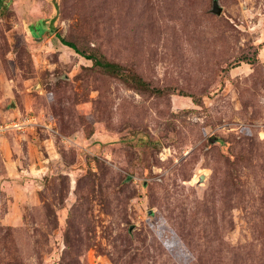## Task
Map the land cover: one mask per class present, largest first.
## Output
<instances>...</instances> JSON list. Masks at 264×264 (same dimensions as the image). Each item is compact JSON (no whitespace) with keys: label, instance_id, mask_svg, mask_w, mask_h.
<instances>
[{"label":"rangeland","instance_id":"rangeland-1","mask_svg":"<svg viewBox=\"0 0 264 264\" xmlns=\"http://www.w3.org/2000/svg\"><path fill=\"white\" fill-rule=\"evenodd\" d=\"M4 1L0 264H264V0Z\"/></svg>","mask_w":264,"mask_h":264},{"label":"trees","instance_id":"trees-1","mask_svg":"<svg viewBox=\"0 0 264 264\" xmlns=\"http://www.w3.org/2000/svg\"><path fill=\"white\" fill-rule=\"evenodd\" d=\"M5 4L4 0H0V4ZM6 5V4H5ZM6 7V6H5ZM52 19L46 21L45 23L39 22L34 27H31L32 34L39 35L42 33H45L46 31L52 30ZM52 28V29H51ZM61 43L65 45L68 48H71L75 53L80 55L86 60H89L93 63V65L102 68L107 73L111 75L118 76L122 78V80L127 81L128 84H130L133 88H136L137 90L150 93V94H156V95H163L167 93V90H163L157 87H151L146 81H144L137 73L134 71L125 68L124 66H121L119 64L103 61L100 58H96L94 55H86L84 52L80 51L73 43L65 41L63 39H60ZM181 96H185L182 93H178Z\"/></svg>","mask_w":264,"mask_h":264},{"label":"built area","instance_id":"built-area-1","mask_svg":"<svg viewBox=\"0 0 264 264\" xmlns=\"http://www.w3.org/2000/svg\"><path fill=\"white\" fill-rule=\"evenodd\" d=\"M23 124L24 123H21V122H19V123L12 122L10 124L2 125V126H0V133L7 131V130H19V129H21L22 126H24Z\"/></svg>","mask_w":264,"mask_h":264},{"label":"water","instance_id":"water-1","mask_svg":"<svg viewBox=\"0 0 264 264\" xmlns=\"http://www.w3.org/2000/svg\"><path fill=\"white\" fill-rule=\"evenodd\" d=\"M212 13L215 14V15H217V16L221 15V13H222V9L218 5L217 0H214L213 1V4H212Z\"/></svg>","mask_w":264,"mask_h":264}]
</instances>
